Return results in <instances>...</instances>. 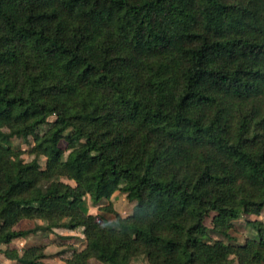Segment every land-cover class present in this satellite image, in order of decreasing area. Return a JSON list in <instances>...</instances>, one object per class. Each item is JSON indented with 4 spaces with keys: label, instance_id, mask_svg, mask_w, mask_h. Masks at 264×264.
Masks as SVG:
<instances>
[{
    "label": "trees",
    "instance_id": "trees-1",
    "mask_svg": "<svg viewBox=\"0 0 264 264\" xmlns=\"http://www.w3.org/2000/svg\"><path fill=\"white\" fill-rule=\"evenodd\" d=\"M263 208L264 0H0L12 264H48L12 246L38 232L64 264H264V224L243 244L234 226Z\"/></svg>",
    "mask_w": 264,
    "mask_h": 264
},
{
    "label": "rangeland",
    "instance_id": "rangeland-1",
    "mask_svg": "<svg viewBox=\"0 0 264 264\" xmlns=\"http://www.w3.org/2000/svg\"><path fill=\"white\" fill-rule=\"evenodd\" d=\"M21 148L25 149L26 147L25 145L22 144ZM105 204H106V201H102L99 204L94 205L91 203L89 198H86V207H87L88 213L95 215L97 217L102 215V212L99 211V208ZM111 204L113 208L115 209V211L118 214H120L122 217L129 215L132 210V205L127 202L124 195L119 194V193L114 194V196L111 199ZM211 216L212 215H210L209 218L206 220V225L208 228H211V225H210ZM108 217H110V215ZM254 220H258L264 224V208L259 214V216L243 215L238 221L234 223V226L236 228L237 235H238V241H237L238 244H243L246 239L255 237L256 235L255 230L252 229L248 225V222H252ZM33 227H34L33 222L24 221L16 226V230L32 229ZM56 234L62 237L75 236L77 238V240L73 242L75 248L78 251L83 249L85 242H84V239H83V236L80 230H76L73 232L57 230ZM55 239H56L55 236L50 237L49 235L43 232H38L35 235H29L27 239L25 240H19L18 242H15L14 245L12 246H15L18 249V251H20L21 249L31 246V245H45L47 247L45 250V253L49 256V258L46 259L45 262L48 264H64L63 260L59 258L60 256L59 252H61L63 249L58 248L55 245L51 244V241ZM209 239L221 240L222 238L210 231ZM2 248L4 249V247ZM0 264H12V263L9 260H7L3 255L0 254ZM95 264H98V263H95Z\"/></svg>",
    "mask_w": 264,
    "mask_h": 264
}]
</instances>
